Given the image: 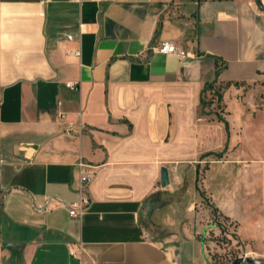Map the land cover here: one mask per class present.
<instances>
[{
  "label": "crops",
  "instance_id": "0c3cea01",
  "mask_svg": "<svg viewBox=\"0 0 264 264\" xmlns=\"http://www.w3.org/2000/svg\"><path fill=\"white\" fill-rule=\"evenodd\" d=\"M0 98V264H209L219 233L264 254L257 0H0Z\"/></svg>",
  "mask_w": 264,
  "mask_h": 264
},
{
  "label": "built area",
  "instance_id": "2783aa9c",
  "mask_svg": "<svg viewBox=\"0 0 264 264\" xmlns=\"http://www.w3.org/2000/svg\"><path fill=\"white\" fill-rule=\"evenodd\" d=\"M67 39H73L74 36L71 34H68ZM154 49H157L161 52L164 53H174V54H178L180 56H185L187 53L181 48L179 47L175 42L173 41H165L162 42L161 44H158L154 47ZM74 54L79 55L80 54V50H74ZM68 85L70 87H74L75 83L74 82H70L68 83ZM1 101V98H0ZM1 157H0V171H1ZM79 166H80V193H81V197L78 201L71 203L68 206L69 209V213L71 216L73 217H80L84 210L86 209V207L90 204V197L88 194H86L85 192V187L93 180L94 178V173L91 170V165L88 164L87 162H85L84 160L80 159L78 162ZM51 206L50 202L48 201L46 204L44 205H38V209L39 210H46Z\"/></svg>",
  "mask_w": 264,
  "mask_h": 264
},
{
  "label": "rangeland",
  "instance_id": "374dc122",
  "mask_svg": "<svg viewBox=\"0 0 264 264\" xmlns=\"http://www.w3.org/2000/svg\"><path fill=\"white\" fill-rule=\"evenodd\" d=\"M209 90V89H208ZM214 91L211 89L206 93V101L210 102L211 96ZM216 99V97H213ZM213 236V244L208 246L206 253V259L209 264H233L234 261L244 255L254 256L257 258H264V254H247L242 251L241 248L231 246V238L224 233L218 235L211 234ZM242 264H264V263H242Z\"/></svg>",
  "mask_w": 264,
  "mask_h": 264
},
{
  "label": "water",
  "instance_id": "95a60500",
  "mask_svg": "<svg viewBox=\"0 0 264 264\" xmlns=\"http://www.w3.org/2000/svg\"><path fill=\"white\" fill-rule=\"evenodd\" d=\"M258 4L264 10V3L262 0H257ZM161 182L163 185H167L169 183L168 170L165 166L161 168ZM242 263H264V258H257L254 256L244 255L237 258L233 264H242Z\"/></svg>",
  "mask_w": 264,
  "mask_h": 264
},
{
  "label": "trees",
  "instance_id": "16d2710c",
  "mask_svg": "<svg viewBox=\"0 0 264 264\" xmlns=\"http://www.w3.org/2000/svg\"><path fill=\"white\" fill-rule=\"evenodd\" d=\"M225 67V64L224 63H219L218 64V68H217V71H216V74L218 75L220 73V71ZM229 83H226L223 87H226L228 86ZM214 84H207L206 87H205V90H208V89H214ZM221 89H222V86L221 87H218L217 90L214 89V93L217 95L218 99L221 100L222 99V92H221ZM210 102H207L206 100L203 101V105H209ZM219 118L221 120H224L222 117L219 116ZM225 121V120H224ZM227 125V128H228V123H226Z\"/></svg>",
  "mask_w": 264,
  "mask_h": 264
}]
</instances>
